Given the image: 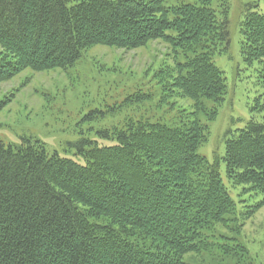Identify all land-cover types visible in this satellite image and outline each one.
Instances as JSON below:
<instances>
[{"label": "trees", "instance_id": "16d2710c", "mask_svg": "<svg viewBox=\"0 0 264 264\" xmlns=\"http://www.w3.org/2000/svg\"><path fill=\"white\" fill-rule=\"evenodd\" d=\"M166 1L0 0V80L66 68L93 45L161 39L174 60L163 77L193 108L175 123L129 120L113 145L80 139L76 159L39 141L0 143V264H185L247 251L217 241L236 206L218 157L198 153L209 130L197 114L214 119L227 92L212 57L229 43V0ZM251 8L240 51L264 63V12ZM222 159L231 184L264 196V121L226 134Z\"/></svg>", "mask_w": 264, "mask_h": 264}, {"label": "rangeland", "instance_id": "374dc122", "mask_svg": "<svg viewBox=\"0 0 264 264\" xmlns=\"http://www.w3.org/2000/svg\"><path fill=\"white\" fill-rule=\"evenodd\" d=\"M248 6L264 12V0H229V43L212 57L224 73L227 92L214 119L207 121L202 111L197 114L209 130L198 153L209 161L218 157L221 179L236 206L237 219L217 227V241L243 245L247 251L187 254L185 264H264V204L258 206L264 196L231 184L222 159L226 134L251 119L264 121V63L245 61L240 51V23ZM173 61L170 46L154 39L132 49L93 45L66 68L22 69L0 80V143L39 141L49 152L76 159L74 144L80 139L113 145L115 131L129 120L175 123L193 108L163 77Z\"/></svg>", "mask_w": 264, "mask_h": 264}]
</instances>
